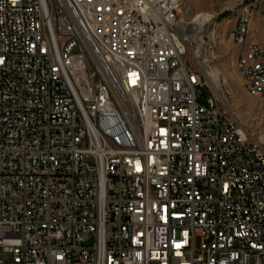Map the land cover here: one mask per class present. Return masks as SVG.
<instances>
[{
	"label": "built area",
	"instance_id": "1",
	"mask_svg": "<svg viewBox=\"0 0 264 264\" xmlns=\"http://www.w3.org/2000/svg\"><path fill=\"white\" fill-rule=\"evenodd\" d=\"M194 35L174 0H0V264H264V140L200 98Z\"/></svg>",
	"mask_w": 264,
	"mask_h": 264
},
{
	"label": "rangeland",
	"instance_id": "2",
	"mask_svg": "<svg viewBox=\"0 0 264 264\" xmlns=\"http://www.w3.org/2000/svg\"><path fill=\"white\" fill-rule=\"evenodd\" d=\"M245 10L249 11L248 42L264 46V0H185L183 11L189 20L194 21L201 12L214 16L212 23L193 40L194 48L201 51L206 62L202 59L200 68L192 54L185 60L189 71L199 72L207 81L205 87H197L200 98L207 101L217 95L219 108L229 109L240 126L263 141L264 96L247 92L238 68L242 50L229 35L239 13Z\"/></svg>",
	"mask_w": 264,
	"mask_h": 264
},
{
	"label": "bare ground",
	"instance_id": "3",
	"mask_svg": "<svg viewBox=\"0 0 264 264\" xmlns=\"http://www.w3.org/2000/svg\"><path fill=\"white\" fill-rule=\"evenodd\" d=\"M174 2H177L178 4V14H180L183 17V21L188 22V24L192 26V29L195 30V35L192 36V44H193V40L195 39V37L197 38L201 33V31L203 32L204 27H207L212 23L214 16L213 14L211 15L209 13L206 14L204 12H201L196 16L194 21L189 20L184 16L183 10L185 5V0H174ZM247 17H248V10L241 11L239 13L236 24L232 27V29L229 32L230 37L231 35H234L235 30L237 29V24H246V28H248L249 20H247ZM233 42L238 44L241 50L243 49V52H241L242 54L238 57V68L243 78L244 86L249 94L256 96V92H254V86H253L254 78L252 75H248L245 72V67L242 64L243 60H247V51H244L243 43H245V49H252V43L248 42L247 31H240V41H233ZM197 54L200 55L198 56V63H201V60L203 59L201 51L197 50ZM202 61L206 62V59H203ZM212 75L216 76L217 74L213 72ZM203 82H206L207 85V81L204 79V77H203ZM227 93L229 94L230 92L226 91V94ZM214 98H215L213 102L214 115H216L217 118H225V120H233L235 122V126H240L236 122L237 120L233 117L229 109L222 110L221 108H219V105L217 104L219 102L218 101L219 97L216 95L214 96ZM261 139L264 140V136H262ZM243 249H245V251L248 252V254H257V246L254 245L250 237H243Z\"/></svg>",
	"mask_w": 264,
	"mask_h": 264
},
{
	"label": "crops",
	"instance_id": "4",
	"mask_svg": "<svg viewBox=\"0 0 264 264\" xmlns=\"http://www.w3.org/2000/svg\"><path fill=\"white\" fill-rule=\"evenodd\" d=\"M254 42V41H251V43ZM255 43V42H254ZM242 52H243V49H242Z\"/></svg>",
	"mask_w": 264,
	"mask_h": 264
}]
</instances>
